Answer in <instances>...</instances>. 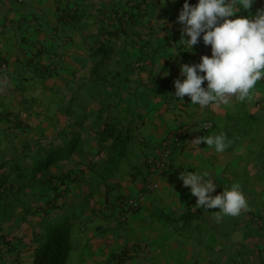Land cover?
Wrapping results in <instances>:
<instances>
[{"label":"crops","instance_id":"0c3cea01","mask_svg":"<svg viewBox=\"0 0 264 264\" xmlns=\"http://www.w3.org/2000/svg\"><path fill=\"white\" fill-rule=\"evenodd\" d=\"M162 3L0 0V163L51 127L61 107L90 109L104 102V111L91 106L97 109L90 115L95 130L85 133L88 154L64 202L76 207L82 223L100 217L109 227L119 225L123 238L116 243L106 235V245L89 252L86 264H110L122 253V264H264V79L251 99L234 97L229 105L201 109L187 96L172 97L173 81L183 79L180 65L199 63L211 48L201 40L188 52L176 20L184 0ZM258 9L264 0L237 15ZM84 87L105 101L87 98ZM105 122L117 130H103ZM206 122L212 126L203 130ZM180 129L187 138L171 146L167 169L149 172L146 159ZM217 134L229 144L222 153L190 143ZM122 142L126 146L117 150ZM185 169L207 171L217 185L212 195L239 184L249 210L217 220L218 208H195L196 197L179 179ZM150 181L158 188L149 193L144 187ZM130 196L141 208L123 207Z\"/></svg>","mask_w":264,"mask_h":264},{"label":"clouds","instance_id":"9594fccd","mask_svg":"<svg viewBox=\"0 0 264 264\" xmlns=\"http://www.w3.org/2000/svg\"><path fill=\"white\" fill-rule=\"evenodd\" d=\"M168 2L175 3L176 0ZM254 3L255 0H197L192 5L184 0L176 18L182 25L180 44L192 52L202 40L204 45L210 46L211 55H202L196 64L180 65L183 79L173 81L172 97L183 101L187 96L201 109L229 105L234 97L240 101L251 99L257 82L264 79V9L248 16L237 13L251 9ZM164 4L165 0L161 5ZM160 21L159 30L165 23ZM179 51L177 49V56ZM163 75L167 76L168 72ZM206 128L207 125L202 129ZM202 142L217 153L224 152L229 146L224 134L197 136L190 143L197 147ZM179 179L196 197L195 208H203L205 212L219 209L217 220L222 216L236 217L249 210L239 184L212 195L217 185L207 171L197 173L185 169Z\"/></svg>","mask_w":264,"mask_h":264},{"label":"trees","instance_id":"16d2710c","mask_svg":"<svg viewBox=\"0 0 264 264\" xmlns=\"http://www.w3.org/2000/svg\"><path fill=\"white\" fill-rule=\"evenodd\" d=\"M92 114L88 107H61L51 127L39 130L35 139L12 150L9 160L0 163V264H66L75 244L71 223L63 218L70 207L64 201L80 160L88 154L85 133L95 130ZM117 128L105 122L103 130ZM156 156L145 161L149 172L147 161ZM29 218L36 222L27 225L28 235L17 238L4 230V222H15L18 228ZM124 255L114 256L109 263L122 264Z\"/></svg>","mask_w":264,"mask_h":264},{"label":"rangeland","instance_id":"374dc122","mask_svg":"<svg viewBox=\"0 0 264 264\" xmlns=\"http://www.w3.org/2000/svg\"><path fill=\"white\" fill-rule=\"evenodd\" d=\"M82 90L84 91L85 95H87L86 97L89 99L93 98L97 102H101V99H103L105 101V98H95V94L94 95L91 94V93L96 92L95 89H92L91 93L88 90V87H84V88H82ZM82 98H84V97H82ZM128 102H130V99H128ZM105 105L106 104L104 102H102V103H98L97 105H91V106H96L97 109L100 106V109H102V111H104ZM91 106H90L91 111L95 112L97 109L92 110ZM125 106H127V102H126ZM83 108H85V107L83 106ZM133 117L134 116H132V117L130 116L129 120L136 121V119ZM243 131L244 130H242V133H243ZM24 133L28 134V136L30 138L32 135H34V132H29V133L24 132ZM125 146H126V144L124 142H122L118 145L117 150H121ZM123 166H125V163L122 164V167ZM128 167L129 166H127V168ZM112 169L113 168H111L110 172L112 171ZM87 187H89V186H87ZM112 194L116 195V192H113ZM125 199H136V198H133L130 196V197H126ZM86 200H87V198H86ZM68 206H70V205H68ZM140 208H141V204H140ZM84 209L87 210L86 208H84ZM17 212H19V211H17ZM75 213H77L76 207H74V208H70V207L68 208L67 207L66 214L63 217L66 220L69 219V221L71 223V229H72L71 235H72V238H73L74 244H75L74 249L68 255L66 264H79L81 261L85 262V264H86L87 258H88V253L90 252L92 254V251H95V249H97V247L101 246L102 243L106 245V242H104V241H106L104 237L108 234H110V236H112V240H114V242L120 243L122 241L123 234L121 232V228L119 227V225H117V227H114V228L109 227V224H107L106 220H104V218L101 219L100 217H98L99 220H96L97 218L95 217L96 219L93 220L92 222H89V221L85 222V220H83V223H82L81 219H79ZM17 221L19 222V219L16 220V223H17ZM31 222H36V219L35 218H32V219L29 218L28 223L21 224L22 226L18 227V228L15 227V225H16L15 222L14 223L13 222H10V223L4 222L3 227L5 228L4 229L5 231L10 230V233H13V235H15L14 237L19 238L23 234L28 235L30 228L28 229L27 225H30ZM96 227H101V229L94 231ZM92 231L94 232L93 236H92ZM110 247L113 249V246L110 245ZM103 250L106 251V248H104Z\"/></svg>","mask_w":264,"mask_h":264},{"label":"built area","instance_id":"2783aa9c","mask_svg":"<svg viewBox=\"0 0 264 264\" xmlns=\"http://www.w3.org/2000/svg\"><path fill=\"white\" fill-rule=\"evenodd\" d=\"M4 69V66L0 67V71ZM206 86V82H205ZM207 125L206 129L211 128L212 124L206 122L203 124L202 128ZM187 138V132L184 129H180L174 132L167 140L162 143V148L154 159H149L147 163L151 167V171L157 173H163L167 169L168 161L171 157V146L175 144H180L183 140ZM158 188V185L155 181L148 182L144 189L146 192H154ZM123 207L129 210H138L140 208V202L136 199H125L123 202Z\"/></svg>","mask_w":264,"mask_h":264}]
</instances>
